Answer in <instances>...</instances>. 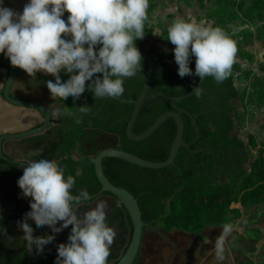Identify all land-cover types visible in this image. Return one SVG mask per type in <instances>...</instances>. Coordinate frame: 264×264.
Returning a JSON list of instances; mask_svg holds the SVG:
<instances>
[{
    "label": "clouds",
    "instance_id": "9594fccd",
    "mask_svg": "<svg viewBox=\"0 0 264 264\" xmlns=\"http://www.w3.org/2000/svg\"><path fill=\"white\" fill-rule=\"evenodd\" d=\"M148 8L149 0H28L17 13L0 0V55L30 77L38 72L51 76L45 83L54 101L71 97L75 102L88 90L95 99L119 98L124 81L142 65L136 41L145 36ZM152 35L162 36L160 28ZM166 40L175 46L172 52L181 78L211 77L219 84L231 74L236 45L219 26L177 16L166 26ZM193 58L194 71L189 67ZM201 91L194 87L193 96L199 97ZM49 108L52 117L67 115L66 108L55 102ZM88 111L89 106H79L80 113ZM22 166L17 185L30 198V209L18 228L26 247L43 251L55 239L35 235L28 218L53 233L71 225L67 242L57 247L54 264H108L116 232L106 223V202L100 200L81 213L79 209L91 199L89 192L80 189L73 194L75 177L66 176L52 157L29 159ZM231 231V224L223 226L215 242L217 256Z\"/></svg>",
    "mask_w": 264,
    "mask_h": 264
},
{
    "label": "trees",
    "instance_id": "16d2710c",
    "mask_svg": "<svg viewBox=\"0 0 264 264\" xmlns=\"http://www.w3.org/2000/svg\"><path fill=\"white\" fill-rule=\"evenodd\" d=\"M260 3L262 1L253 5ZM136 46L143 57L141 68L151 72L149 94L162 92L174 100L169 103L156 98L145 103L134 124L133 133L141 134L161 115L175 110V106L190 115H199L196 119L199 138L196 140L192 119L182 113L183 139L189 147L179 150L173 166L147 169L116 158H105L103 172L108 180L114 186L128 190L138 200L145 224L161 223L168 229L177 228L187 232L198 233L207 227L223 226L238 219L241 211L233 208V205L247 208L263 203L264 159L256 162L252 172L246 174L250 158L245 144L232 135L238 118L235 107L238 90L232 75L219 84L211 77L203 81L197 76L181 78L172 50H147L140 40L136 41ZM189 67L195 70L194 58ZM62 75L66 77L67 73ZM146 81L147 75L140 71L127 78L123 83L124 93L119 98L136 101ZM199 83L202 90L199 97L192 95L179 99ZM60 102L66 108L65 119L68 122L58 136L60 145L56 154L61 158L59 164L64 166L65 175L75 177V186L87 185L91 188L90 193L101 189L94 160H77L73 156L89 134V129L114 135L119 140L120 150L147 161L163 162L168 158L176 135L173 119H168L147 139L135 142L126 135L133 105L117 98L95 99L90 90L75 102L71 97L60 98ZM84 105L89 106L86 115L79 112V106ZM77 118L81 123L74 122ZM238 180L243 185L241 193L233 190V184ZM126 218L131 225L130 218Z\"/></svg>",
    "mask_w": 264,
    "mask_h": 264
},
{
    "label": "flooded vegetation",
    "instance_id": "af4514ba",
    "mask_svg": "<svg viewBox=\"0 0 264 264\" xmlns=\"http://www.w3.org/2000/svg\"><path fill=\"white\" fill-rule=\"evenodd\" d=\"M27 2L28 0H4V6L20 13ZM65 16H67V13H65ZM0 59L9 62L3 55H0ZM12 68L13 78L8 86ZM48 79H52V77L43 72H38L35 77H30L19 68L11 67L7 64L0 66V98H2L4 102H7V104L5 103L7 106L26 109L30 111L32 115H35L36 119H34L32 125L29 126V130L46 127L43 132L33 134L25 139L26 147L24 150L18 153L13 150L7 155L4 153L0 155V264H54L58 245L66 243L71 232V225L59 233H53L48 226L42 227L46 228L51 235H54L55 239L47 244L43 251H37L35 247L31 249L26 247V241L23 239L24 233L18 228V221L23 220L25 218V213L30 209V198H25L17 185V180L23 174V166L17 165L16 162L24 163L27 159H38L44 156L52 157L59 164L61 158H58V154H56V150L60 145L58 136L68 121L65 119V116L55 118L50 115V121L47 123L46 117L40 110L33 107L10 104V102L5 99V93L7 91L9 97L17 102L39 104L45 107L50 114L51 110L49 105L55 102L61 106V102L60 98L54 101L50 96L45 83ZM196 128L195 126V131ZM89 130V134L82 140L79 149L73 152L75 159L94 160L100 149H111L118 146L117 142H119V140L114 135L102 130ZM198 138L196 133V140ZM186 147L189 146L186 145ZM60 166L64 169L63 165ZM80 189H87L90 197L95 196L101 190L100 189L96 193H90L91 188H89V186L82 185L79 187L74 185L73 194H76ZM100 200L105 201L107 205L106 223L116 232V236L110 248L108 264H117L128 249L133 227L131 228L132 224L130 225L126 218V214L119 208L118 202L108 193L102 194L98 198L88 200L79 211L82 213L87 211L90 207H95V204ZM28 219L32 224L35 235L41 237L45 236L42 228L37 226L35 220L32 218ZM59 226L58 223L57 227ZM219 226H210V228ZM205 229L198 233H194L177 228L168 229L165 226H163L162 229H158L155 225L145 224L142 243L134 264H146L147 257L150 255H154L153 257L151 256L153 263L162 264L163 260L160 256L163 255L165 248L169 252L167 260L170 257V264H215L214 258L217 255L215 242L219 238V234L210 232L207 236L208 233L205 232ZM147 234L152 235L149 240L145 238ZM225 243L222 245L223 250L228 246V242L225 241ZM157 244H161V249L157 247ZM263 246L264 239L256 251L246 254L252 264H256L255 261L257 264H260L259 255L261 254ZM259 248L260 250L258 252ZM145 252H147V255L144 257ZM148 252L150 255H148ZM231 256L233 257L232 253ZM174 259H176V261Z\"/></svg>",
    "mask_w": 264,
    "mask_h": 264
},
{
    "label": "rangeland",
    "instance_id": "374dc122",
    "mask_svg": "<svg viewBox=\"0 0 264 264\" xmlns=\"http://www.w3.org/2000/svg\"><path fill=\"white\" fill-rule=\"evenodd\" d=\"M251 1L149 0L145 36L140 40L147 50L170 51L175 46L166 40L167 24L177 16L184 18L191 16L197 20L210 22L213 26H219L235 41V65L232 66L231 75L238 90L235 100L238 118L232 135L245 144L250 158L246 165V174L252 172L256 162L264 159V0ZM257 1L262 3L253 5ZM156 27L160 28L165 39L152 35ZM233 188L235 192L241 193L243 189L241 180L233 184ZM233 208L240 209L241 215L229 222L232 231L224 238V243L227 241L228 246L219 256L216 255L215 264H252L246 254L256 251L264 239V202L247 208L237 204L233 205ZM166 211L168 212V207ZM155 226L162 229L164 225L158 223ZM223 226L207 227L205 232L208 233L207 236L214 232L220 237ZM145 236L146 240H149L152 235ZM159 245L157 244V247L160 248ZM168 253L165 248L164 254L160 257L167 259ZM145 255L147 252L144 253V257ZM151 256L154 255H150L149 259ZM259 262L264 264V246L259 255Z\"/></svg>",
    "mask_w": 264,
    "mask_h": 264
},
{
    "label": "water",
    "instance_id": "95a60500",
    "mask_svg": "<svg viewBox=\"0 0 264 264\" xmlns=\"http://www.w3.org/2000/svg\"><path fill=\"white\" fill-rule=\"evenodd\" d=\"M6 64L12 67V65L8 61L0 59V66ZM139 71L147 75L146 84L144 85L139 98L136 101L122 100L120 98H117L123 103L131 104L134 106L132 115L130 119L127 121V126H126L127 137L131 141H135V142L143 141L148 137H150L168 119L174 120L176 124V135L172 142L169 156L163 162L147 161L145 159L139 158L138 156L120 150L118 146L116 148H111V149H100L99 153L94 158V170L96 177L99 183L101 184V190L98 194L91 197V199L98 198L99 196L105 193L110 194L118 202L119 208L123 210L126 216L130 218L133 227L131 241L128 246V249L126 250L125 254L120 258L117 264H134L142 243L145 223L142 221V213L138 204V200L128 190L114 186L105 176L103 172V160L105 158H116L128 162L130 164L139 166L141 168H147V169H163L166 167L173 166L175 164V159L179 153V150L182 147H186V144L183 139L184 122L181 116L182 113L188 115L193 120L194 126H196L195 119L198 117V116H192L187 111L176 108L174 106L175 110L168 111L163 115H161L147 130H145L144 132L138 135L134 134L133 133L134 124L138 118L142 106L145 103L156 98L164 99L169 103H171L174 100V98H171L170 96L162 92H154L149 94V90L152 84L151 72L146 71L144 68H140ZM12 78H13V68L9 77L8 86L10 85ZM197 86L200 87V84L196 85L195 87ZM192 90L189 93L179 97V99H185L191 97L193 95ZM5 99L8 102H10V104H14L17 106L33 107L40 110L46 117V122L49 123L50 114L45 107L36 103L29 104V103L14 101L9 97L7 91L5 93ZM3 102L4 100L0 98V155L3 153L7 155L13 150H15L18 153L21 150L25 149L26 147L25 139H27L29 136L33 134L43 132L46 127L29 130L28 129L29 126L32 125L33 120L36 119L35 115H32V113L26 109L12 108L10 106H7L6 105L7 102L6 101L4 103ZM196 133L198 138L199 136L198 128H196ZM27 161L28 159L26 160V162ZM26 162L24 163L16 162V164L21 166ZM42 230L45 233V236L51 235V233L46 228H42ZM260 248L258 249V252ZM255 263L257 264L256 261Z\"/></svg>",
    "mask_w": 264,
    "mask_h": 264
},
{
    "label": "crops",
    "instance_id": "0c3cea01",
    "mask_svg": "<svg viewBox=\"0 0 264 264\" xmlns=\"http://www.w3.org/2000/svg\"><path fill=\"white\" fill-rule=\"evenodd\" d=\"M254 1H256V0H252L251 2H254ZM251 3H249V5H250ZM160 246V249H161V244L159 245ZM159 248V247H158ZM160 249H159V251H160ZM156 250V249H155ZM163 254H164V252H163ZM162 256V255H161ZM162 258V257H161ZM162 260H163V263L162 264H170V257H169V259L167 260V259H165V258H162ZM175 261H176V259H174ZM146 264H155V263H153L152 262V257H150V259H149V257H147V263ZM176 264V263H175Z\"/></svg>",
    "mask_w": 264,
    "mask_h": 264
}]
</instances>
